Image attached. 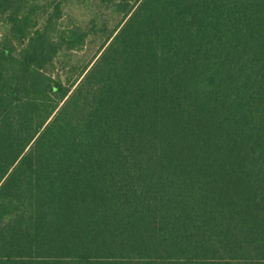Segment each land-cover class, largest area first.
<instances>
[{
  "label": "trees",
  "instance_id": "obj_1",
  "mask_svg": "<svg viewBox=\"0 0 264 264\" xmlns=\"http://www.w3.org/2000/svg\"><path fill=\"white\" fill-rule=\"evenodd\" d=\"M0 264H264V0H0Z\"/></svg>",
  "mask_w": 264,
  "mask_h": 264
},
{
  "label": "rangeland",
  "instance_id": "obj_2",
  "mask_svg": "<svg viewBox=\"0 0 264 264\" xmlns=\"http://www.w3.org/2000/svg\"><path fill=\"white\" fill-rule=\"evenodd\" d=\"M90 40V42L83 47L82 49L74 52V57L71 59L63 58L61 63H57V65H69L66 71L59 69V73L62 79H75L77 76V70H79L82 66L86 65L91 59H93L99 52L101 48L102 39ZM76 65L75 67H72Z\"/></svg>",
  "mask_w": 264,
  "mask_h": 264
}]
</instances>
